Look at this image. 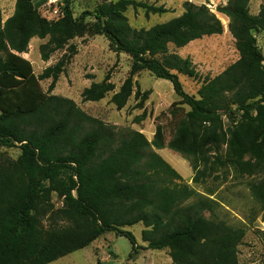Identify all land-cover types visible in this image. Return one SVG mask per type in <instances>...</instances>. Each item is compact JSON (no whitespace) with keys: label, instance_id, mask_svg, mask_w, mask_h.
Listing matches in <instances>:
<instances>
[{"label":"trees","instance_id":"trees-1","mask_svg":"<svg viewBox=\"0 0 264 264\" xmlns=\"http://www.w3.org/2000/svg\"><path fill=\"white\" fill-rule=\"evenodd\" d=\"M248 3L227 0L218 6L229 19L239 58L203 80L198 97L184 91L178 76H196L191 61L169 53L168 44L181 47L223 32L221 20L205 4L184 2L180 15L149 29L132 28L121 14L128 5L146 14L167 12L141 0L109 2L78 17L65 0L63 16L54 21L42 17L32 0H15L9 17L2 21L0 14V146L20 150L15 159L0 155V264H47L107 232L130 241L129 258L141 247L166 249L172 264H239L237 246L245 226L219 217L220 202L182 182L153 147L166 144L190 158L194 168L208 162L213 151L220 165L259 174L249 188L264 219V55L253 34L264 32V7L252 14ZM89 15L94 32L104 35L115 52L131 57L129 74L110 99L118 109L141 70L168 80L179 104L188 107L167 143L160 126L149 141L139 131L107 125L71 99L50 94L65 60L35 75L21 55L30 39L48 37L39 46L41 59L47 60L84 32ZM44 78H51L46 92L39 84ZM113 88L107 74L81 95L98 101ZM229 91L231 102L223 99ZM223 115L229 120L225 129ZM222 146L227 157L219 153ZM244 156L253 161L241 162ZM52 193L62 199L61 207L54 206ZM139 222L145 246L123 228Z\"/></svg>","mask_w":264,"mask_h":264},{"label":"rangeland","instance_id":"rangeland-1","mask_svg":"<svg viewBox=\"0 0 264 264\" xmlns=\"http://www.w3.org/2000/svg\"><path fill=\"white\" fill-rule=\"evenodd\" d=\"M117 0H69V8L73 17H78L83 11L93 12L109 2ZM140 1V0H137ZM154 5H162L167 12L162 14H146L141 8L134 9L128 5L121 12L126 22L136 29L150 27L166 22L184 11V2L195 5L205 4L223 25L221 34L203 36L190 41L184 46L176 47L168 44V52L175 53L182 58H188L196 76L191 77L178 74L185 92L198 97L197 90L203 80L212 78L221 73L239 58L235 47V39L228 30L229 19L219 13L218 6L225 5L227 0H141ZM15 0H0V14L2 21L9 17L14 10ZM37 12L48 21H54L63 16L65 0L52 2L51 0H32ZM249 12L256 14L264 7V0H249ZM93 16L86 17V29L68 40L62 47L49 54L47 60H42L39 46L48 41V37L30 39L28 49L21 55L29 60L35 75H40L46 67L53 66L60 60H65L63 71L59 74L50 94L71 99L83 112L97 118L103 123L115 126L118 129H131L144 134L151 141L157 126L163 130L164 142L173 136L178 120L188 110L185 105L179 104V98L174 93L171 83L165 79L156 78L147 70H141L132 77V93L122 108L111 102V96L117 92L129 74L131 57L113 50L108 39L94 32L92 27ZM256 43L264 55V32L253 31ZM71 46L75 47L72 52ZM113 83V90L107 92L98 101H84L82 91L92 82H101L106 75ZM51 78H44L39 84L44 92L47 91ZM233 91L223 94V99L231 102ZM234 110L235 106H231ZM224 129L229 124L226 115H223ZM153 150L173 167L181 176V181L194 188L198 193L209 196L220 202L216 209L219 217L224 218L232 225H244L246 232L237 246L239 264H264V230L260 229L263 209L253 198L250 184L259 179L260 175L243 172L232 163L220 165L210 151L208 162H199L194 168L190 158L178 151L164 147ZM20 153L17 147L0 146V155L15 159ZM227 154L222 146L220 152ZM252 162L244 156L241 162ZM211 194V195H210ZM192 200V199H191ZM190 200V201H191ZM54 206L61 207L62 199L56 193L51 194ZM208 215V212H205ZM46 223V221H43ZM129 230L139 246H145L142 239V223L123 227ZM131 243L125 236H116L107 232L88 247L69 253L58 264H93L102 260L101 264H172L166 249H142L139 247L129 258ZM94 253V256H92ZM107 263H104V257ZM128 260V262H126Z\"/></svg>","mask_w":264,"mask_h":264},{"label":"crops","instance_id":"crops-1","mask_svg":"<svg viewBox=\"0 0 264 264\" xmlns=\"http://www.w3.org/2000/svg\"><path fill=\"white\" fill-rule=\"evenodd\" d=\"M260 229L261 230H264V219L261 221V226H260ZM105 234V233H104ZM89 246V245H88ZM88 246H86V247H88ZM85 248V247H84ZM92 256H94V253H92ZM103 257H104V255H103ZM59 259H61V258H59ZM59 259H57V260H54V261H52V262H50V263H47V264H58L59 262H57V261H59ZM104 263H107L106 261H107V259L104 257ZM126 262H128V260L126 261ZM102 263V260L100 259V261H96L95 263H93V264H101ZM128 264V263H127ZM161 264V263H160Z\"/></svg>","mask_w":264,"mask_h":264},{"label":"built area","instance_id":"built-area-1","mask_svg":"<svg viewBox=\"0 0 264 264\" xmlns=\"http://www.w3.org/2000/svg\"><path fill=\"white\" fill-rule=\"evenodd\" d=\"M51 1L55 3V2H58L59 0H51Z\"/></svg>","mask_w":264,"mask_h":264}]
</instances>
